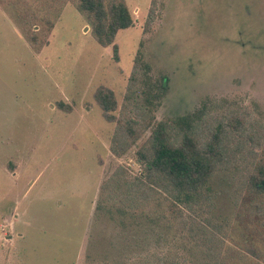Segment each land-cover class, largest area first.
<instances>
[{
    "label": "rangeland",
    "instance_id": "374dc122",
    "mask_svg": "<svg viewBox=\"0 0 264 264\" xmlns=\"http://www.w3.org/2000/svg\"><path fill=\"white\" fill-rule=\"evenodd\" d=\"M124 2L114 57L69 0H0V264H129L143 232L96 208L100 185L141 173L151 126L201 104L196 137L221 158L216 212L249 205L264 170V0ZM135 58L164 83L153 113L124 98Z\"/></svg>",
    "mask_w": 264,
    "mask_h": 264
},
{
    "label": "trees",
    "instance_id": "16d2710c",
    "mask_svg": "<svg viewBox=\"0 0 264 264\" xmlns=\"http://www.w3.org/2000/svg\"><path fill=\"white\" fill-rule=\"evenodd\" d=\"M69 1L83 13L94 41L111 46L115 57L116 31L132 25L124 0ZM163 88V80L150 77L148 66L135 58L124 98L137 114V108L153 113ZM94 98L104 119L112 120V92L100 87ZM206 111L201 104L171 122H156L136 151L142 172L128 175L118 167L100 185L96 208L143 232L132 238L138 251L129 264H264V170L251 179L249 205L236 208L233 220L216 212L213 176L221 158L195 132Z\"/></svg>",
    "mask_w": 264,
    "mask_h": 264
}]
</instances>
